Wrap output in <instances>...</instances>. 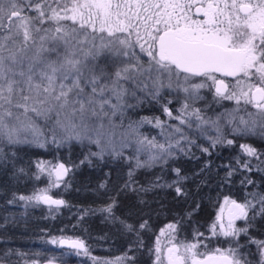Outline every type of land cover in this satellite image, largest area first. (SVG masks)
Wrapping results in <instances>:
<instances>
[{
    "label": "snow or ice",
    "instance_id": "snow-or-ice-1",
    "mask_svg": "<svg viewBox=\"0 0 264 264\" xmlns=\"http://www.w3.org/2000/svg\"><path fill=\"white\" fill-rule=\"evenodd\" d=\"M45 4L50 14L45 11ZM32 10L37 13L36 17L22 15L25 9L19 0H0V31L7 32L0 37V139L12 144L19 142L21 132L31 131L33 135H39L40 130L33 117L50 119L54 113L55 126L67 133L66 139L79 140L83 132L85 138L100 146L103 135L100 129L104 126L99 125L97 138L92 140L88 135L91 118L108 116L106 108H111L115 114L118 105L111 103L112 98L122 102L127 91L122 81L135 83L137 76L145 75L152 79L153 73L156 75L152 83L157 93L165 86L161 79L165 75L168 88L173 87L172 78L175 77L176 87L185 93H189L191 88L193 95L209 85L202 82L192 84L190 88L183 87L181 77L184 84L193 77L206 78L212 82L215 97L234 100L237 105L243 101L255 108L259 126L264 130V0H72L71 6L66 0H41L32 6ZM14 20L18 23L13 35ZM36 21L40 25L51 21L57 27L49 35V29H33ZM61 21H72V26L62 25ZM41 31L45 34L39 36L37 43L33 32ZM21 34L22 40L17 44L15 37ZM87 44L91 47L85 48ZM136 48L148 57L146 66L137 55ZM101 58L106 61L104 66L98 63ZM109 60L130 62L109 73L106 71ZM224 77L235 78V84L226 82ZM147 87L145 84L144 89ZM187 108L185 103L182 115L177 117L181 123L185 122L182 116L187 114L195 115L201 123L216 126V121H204L199 109L187 113ZM164 112L172 115L167 107ZM156 124L161 125L158 118ZM240 125L242 127L235 128V132L255 134L257 120L253 119L249 124L241 117ZM216 130L220 132L219 127ZM216 142L214 140L213 144ZM137 143L141 147L147 143L150 148H159L161 153L168 155H171L173 147L171 144L167 147L156 144L146 138ZM176 143L178 145L179 141ZM227 143L233 141L228 140ZM241 148L248 156L258 155L250 145L242 144ZM104 151L101 146L100 153L92 155H102ZM159 158L152 155L148 161L137 159L136 166L150 165ZM38 167L44 171L42 163ZM68 171L64 164H58L49 171V176L54 173L56 180L60 181ZM176 171L179 173V169ZM131 175L130 172L129 177ZM176 193L180 195L182 189L176 187ZM20 199L56 206L65 203L62 199H53L47 194V189ZM259 203L260 212L264 213V197ZM114 204L115 198L102 211L111 214ZM225 205L228 206L227 224L223 222L224 206L216 217L219 234L229 237L247 231L234 225L237 219L247 217L253 204L250 201L241 204L225 197ZM145 226L141 224L140 228ZM125 227L132 230L131 225L125 224ZM167 228L172 235L177 225L169 224ZM211 232L217 235L216 223L211 225ZM161 233L163 235L164 230ZM51 243L68 245L76 249L77 254H88L85 242L78 238H53ZM200 246L199 241L172 243L167 248V264H243L234 248H217L205 255L199 252ZM155 251L156 264H160L162 249L159 237ZM261 257L264 264V247L261 248ZM126 259L131 258L125 255L104 264H124Z\"/></svg>",
    "mask_w": 264,
    "mask_h": 264
},
{
    "label": "trees",
    "instance_id": "trees-1",
    "mask_svg": "<svg viewBox=\"0 0 264 264\" xmlns=\"http://www.w3.org/2000/svg\"><path fill=\"white\" fill-rule=\"evenodd\" d=\"M19 2L25 9L22 15L37 16L32 6L41 0ZM66 2L71 6L72 0ZM45 11L50 14L47 4ZM4 22L7 23L6 18ZM16 23L14 20L13 35ZM61 24L71 27L72 21H61ZM35 27L49 29L50 35L57 24L46 21L40 25L36 21ZM6 34L0 31V37ZM33 34L39 43V36L45 33ZM15 38L17 44L22 40L21 36ZM135 51L146 66V54L139 48ZM118 61L121 60L107 61L106 71L114 73L117 67H122ZM98 63L104 66L106 61L101 58ZM153 79L154 74L152 79L137 76L136 81ZM122 84L127 89L124 105L119 107V114L108 119L110 124L131 127L142 139L154 141L169 128L168 123L177 125L164 112L167 107L172 115L178 113V100L172 98V90L154 93L149 84L147 89L131 80ZM207 91L211 92L209 88ZM157 118L160 126L156 124ZM33 119L40 130L36 139H19L12 144L0 139V264H38L48 258L58 264H104L125 255L131 259H126L124 264H156L154 247L161 230L165 233L162 238H166L165 243L199 241V252L204 254L217 248H234L243 264H262L264 244L259 242H264V213L260 212L259 201L264 197V138H241L223 128L215 137L198 131L193 121L186 120L187 124H178L177 136L170 141H159L166 147L174 144L171 155L160 163L137 167V159L145 161V152L137 153L130 146L92 155L96 153L93 145L74 139L54 141L49 119ZM228 140L233 143L228 144ZM242 144L255 148L258 155L248 156ZM57 162L69 169L60 181L49 176L51 166ZM41 163L44 171L38 167ZM245 164L248 166L244 167ZM176 187L182 189L180 195ZM41 189H47V194L65 203L50 207L35 200L20 199L33 196ZM225 197L241 204L249 201L253 204L247 217L236 220L235 228L247 230L237 236L219 234L216 215ZM113 198L112 213L102 211L113 203ZM213 223L217 224V235L211 232ZM125 224L131 225L132 230ZM141 224L146 226L140 228ZM169 224L177 225L172 235L167 228ZM59 237L83 240L88 254H77L75 249L59 248L51 243Z\"/></svg>",
    "mask_w": 264,
    "mask_h": 264
},
{
    "label": "rangeland",
    "instance_id": "rangeland-1",
    "mask_svg": "<svg viewBox=\"0 0 264 264\" xmlns=\"http://www.w3.org/2000/svg\"><path fill=\"white\" fill-rule=\"evenodd\" d=\"M20 36L22 37V34ZM96 43L99 44L100 41L96 40ZM126 62H127V60L118 61V63H121L122 65H123V63H126ZM153 74H154V76L156 75L155 73H153ZM161 79H162L165 86L160 88V90L166 89L168 91H171V90L173 91L172 98L174 100H178L177 101V109H176V111L178 113L168 117L170 119L176 120L177 125L176 124L172 125V124L168 123L169 128L166 129L165 132L162 131L161 138L158 139L157 141H155L156 144H161L159 141H161V142L162 141L163 142L164 141H170L172 138H174L175 136H177L179 134L180 128L178 127V124H181V120L177 119V117H180L182 115L181 109L185 103L188 104V108L186 110L187 113H192L195 109H199L200 115L202 116L204 121H216V126H213L211 123H201V121L196 119L195 115L185 114L182 116L183 120L185 121L183 124H187L186 120L193 121L195 129H197L200 132H203V133L206 132L208 134L215 135V137H218V135L221 132V128H223V129L228 130L229 133H231V134L239 135L241 138L254 137V138H257L259 140L264 138V130H262L259 126V117L255 115L256 109L253 108L251 105H245L243 101H241L239 103V105H237L236 101H234V100H225V99H220L218 97H215L213 87H211L212 82L209 80H206V78H204V77L192 78L190 81H188L187 84H184L183 78L181 77L180 83L183 87H189L190 88V85L199 84L202 82L209 85V87L199 89L198 93H196L195 95L192 94L191 88H190L189 93H185L180 88H177L176 83H175V77L172 78L173 79V87L172 88L167 87L168 77L166 75L163 76ZM226 82H228L230 84H235V78L231 77L228 80H226ZM134 84H136L138 86L141 85L142 87H144L145 84H149V87H152V90L154 91V93H157L156 88L153 86L152 80H146V81L139 80V81H136V83H134ZM208 88H209V90H211V92L207 91ZM208 92L212 93V95H210ZM175 93H178V94L176 95ZM176 97H178V99ZM200 101H202L201 104H199ZM111 103L118 105L117 109L115 110V114H113V110L111 108H106L108 116H106L105 118L93 117L89 121L90 128L88 130V135L92 137V140H95L97 138L96 129L99 127V125L103 124V126H104L103 129H100V131L103 133V135L100 137V139H101V145L100 146H98L94 142H91L89 139L85 138L83 135V132H82V138L81 139H79V140H77L75 138H73V139L77 140L80 143L86 144V145H93L96 153H100L101 146H103L105 148V151L103 153L116 152L117 150H119L121 148H130V146H132L135 148L137 153L145 152V154H146L144 156L145 161H148L149 157L152 155H156V156L160 157L156 161L152 162L150 165L160 163L161 161H163L168 156V154L167 153H161L159 148H154V149L150 148V146L147 143H145L141 147L137 143V141H139L142 138L138 135V133H135V131H132L131 127L125 128V126L119 125L118 123H117L118 126H116V123H114L113 125L109 123V121H108L109 118L120 113L119 107L122 104L124 105V98H123L122 102H120V101H117L115 97H113L111 100ZM249 113H253L254 115L250 116ZM241 117H243L245 120L249 121V124H251V121L253 119L257 120V128H256L255 134H244V133H237L234 131L235 128L242 127L240 125V118ZM229 121H231V122H229ZM49 124H51V127H53V129H51L53 135H50V136L54 137V141L67 142L70 140V139L65 138L67 136L66 132H64L63 130H61L60 128L55 126V114L54 113L51 115V118L49 119ZM216 127L220 128L219 133L217 132ZM177 129H179V131H177ZM37 137H38V135H33V133L31 131H26V132L20 133L19 139L33 140V139H36ZM172 145L174 146V144H172ZM138 148L140 149V151H137ZM55 164L56 163H54L51 166V169L53 168V166ZM222 206H224V208L226 206L225 205V199L221 202L219 209H218V212H217V215L220 213ZM217 215H216V217H217ZM217 223L219 224V222H217ZM224 224L226 225V223H224ZM234 226L236 227V221H235ZM164 236H165V233L163 235L161 233V235L159 237L160 247H161L162 251L166 245L172 244L169 242L165 243V242H167V241H165L166 238L164 240H162V238H164ZM163 243H165V244H163ZM156 246H157V239H156V243H155V247H154L155 249H156ZM161 257H162L161 258V264H165L164 260H163L162 253H161ZM47 260H52V258H48ZM52 261H54V260H52ZM40 263H38V264H40Z\"/></svg>",
    "mask_w": 264,
    "mask_h": 264
},
{
    "label": "water",
    "instance_id": "water-1",
    "mask_svg": "<svg viewBox=\"0 0 264 264\" xmlns=\"http://www.w3.org/2000/svg\"><path fill=\"white\" fill-rule=\"evenodd\" d=\"M213 90H214V92H215L214 87H213ZM58 164H61V163L57 162L54 166H56V165H58ZM54 166H53V167H54ZM66 175H67V173H66L62 178H64ZM53 176H54V178L56 179L54 173H53ZM48 195H50V194H48ZM50 196H52V195H50ZM52 198H53V199H60V198H57V197H54V196H52ZM236 202H237V201H236ZM40 203H42V202H40ZM237 203H239V202H237ZM42 204H44V205H46V206H50V207H59V206H56V205H48V204H45V203H42ZM60 206H61V205H60ZM227 209H228V206L226 205V206H225V212H224V220H225V221H227ZM59 238H72V239H77V238H73V237H59ZM59 238H57V239H59ZM56 246L59 247V248L73 249V248L69 247L68 245H61V244H59V243H57ZM171 246H172V244H168V245H166V246L163 248L162 255H163V260H164V263H165V264H167V260H166L167 248H168V247H171ZM75 250H76V249H75ZM210 253H212V252L205 253V255L210 254ZM201 258H202V257H201ZM49 261H52V260H46V261L41 262L40 264H49ZM52 264H58V263L55 262V261H52Z\"/></svg>",
    "mask_w": 264,
    "mask_h": 264
},
{
    "label": "flooded vegetation",
    "instance_id": "flooded-vegetation-1",
    "mask_svg": "<svg viewBox=\"0 0 264 264\" xmlns=\"http://www.w3.org/2000/svg\"><path fill=\"white\" fill-rule=\"evenodd\" d=\"M193 11H194V9H193ZM217 77H218V78H221V77L219 76V74H217ZM193 78H196V77H193ZM197 78H198V77H197ZM229 78H231V77H224L225 80H228Z\"/></svg>",
    "mask_w": 264,
    "mask_h": 264
}]
</instances>
